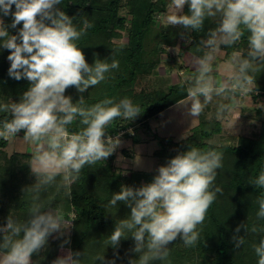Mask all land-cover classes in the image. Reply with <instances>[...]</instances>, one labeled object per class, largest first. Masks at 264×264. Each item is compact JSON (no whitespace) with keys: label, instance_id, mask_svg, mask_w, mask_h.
Listing matches in <instances>:
<instances>
[{"label":"clouds","instance_id":"clouds-1","mask_svg":"<svg viewBox=\"0 0 264 264\" xmlns=\"http://www.w3.org/2000/svg\"><path fill=\"white\" fill-rule=\"evenodd\" d=\"M61 4L62 0H0V50L9 53L8 77L29 85L18 101L0 103V139L19 138L23 132L22 140L32 149L28 165L35 177L23 189L29 195L26 219L9 215L0 225V264H33V254L44 250L53 236L61 239L62 250L70 245L74 219H67L51 200L45 203L44 195L50 189L70 195L86 166L106 161L121 146L120 134L108 135L114 121H133L141 115V107L128 97L85 104L84 93L106 81L119 61L96 58L89 64L77 42L92 25L84 20V27L78 28L75 16L66 14L58 7ZM4 17H11V22L5 24ZM161 20L166 28L180 29L178 35L187 44L192 43L193 33L205 32L206 21L215 23L186 58L191 71L179 78L185 96L175 108L191 120L212 105L215 119L229 122L236 133L238 112L259 94L256 74L264 72V0H169ZM226 49L232 51L221 60ZM69 88L80 94L76 102L65 95ZM257 108L264 109V104L257 103ZM74 122L77 131L70 130ZM222 161L223 153L215 148L189 145L159 166L151 182L138 187L122 184L107 206L123 204L130 212L115 222L107 246L118 256L121 241L131 238L134 256L129 264L166 261L169 245L178 238L185 247H195L200 226L222 192L215 186ZM249 184L262 190L256 216L264 219V170ZM241 229L248 231L244 223L236 226L235 249L245 243ZM253 249L257 264H264V239ZM83 256L68 247L52 264H82ZM95 259L99 264H115V258L106 260L104 255Z\"/></svg>","mask_w":264,"mask_h":264},{"label":"trees","instance_id":"trees-1","mask_svg":"<svg viewBox=\"0 0 264 264\" xmlns=\"http://www.w3.org/2000/svg\"><path fill=\"white\" fill-rule=\"evenodd\" d=\"M58 7L69 16H75L74 24L78 28L84 27V20L92 25L77 42L89 64L94 63L96 58L108 62L115 58L119 61V68L107 74L106 81L84 93L85 104L90 106L105 97L117 101L128 97L141 107V115L133 121H114L108 135L128 127L147 128L148 119L184 98L185 94L179 88V78L175 79L178 73L174 70L175 64L179 68L186 67L179 61L180 51L184 49L193 54L207 29L215 27L214 22L206 21L205 32L193 33L192 43H185L178 35L180 29L166 28L164 24L157 23V16L166 12V0H62ZM123 10L124 14L121 13ZM187 10L186 5L184 11ZM3 19L5 24L11 22V17ZM10 31L16 33V30ZM122 36H125L124 42L113 41ZM179 41L178 53L172 54L168 47L174 49ZM239 47L244 48L245 44ZM231 51L226 49L224 57ZM8 54L7 50H0V103L18 101L29 86L26 80L16 81L8 77ZM151 75V88L137 86L142 78ZM256 76L259 94L250 98L248 109L246 106L243 109L249 115L254 111L252 114L257 117L258 126L254 135L225 134V125L215 119L214 107L210 105L198 117L197 124L188 129L181 139L171 135L153 136L158 138L160 144L153 153V170L120 175V172L112 169L111 158L108 157L106 161L86 166L80 179L71 186L70 195H66L63 189H50L44 195L45 203L51 200L54 206L65 212L67 219H74L70 245L65 247L84 253L82 264H99L95 258L100 255H104L106 260L115 258V264H129V258L134 256L130 252L133 247L131 238L121 241L116 250L118 256L105 242L115 222L125 218L130 209L123 204L110 208L108 201L113 193L119 192L122 184L138 187L151 182L159 166L179 152L186 151L190 145L204 150L215 148L223 153V166L217 170L215 180V186L220 187L222 192L217 194L200 226L197 245L185 247L178 238L169 245L168 259L154 264H257L258 257L253 245L264 239V219H257L256 216V201L262 190L256 189L249 181L264 170V109L257 108V103L264 104V72ZM65 95H70L75 102L80 96L75 88L67 89ZM245 112L242 113L245 114L244 118H250ZM2 116L0 114V118ZM250 126L255 128L256 124ZM70 130H79V125L74 122ZM124 134L127 136L126 132ZM129 137L136 142L133 135ZM231 139H235L234 143L229 141ZM5 145L6 140L0 139V148ZM30 156L31 152L14 151L8 155L0 149V225L6 224L9 215L26 219L29 195L23 189L35 182L28 165ZM241 223L247 225L248 231L245 233L241 229L240 235L244 236L245 243L235 249L232 236L236 226ZM253 227L257 231L253 232ZM60 244L61 239L50 237L47 247L39 254H33V264H51L58 257Z\"/></svg>","mask_w":264,"mask_h":264},{"label":"rangeland","instance_id":"rangeland-1","mask_svg":"<svg viewBox=\"0 0 264 264\" xmlns=\"http://www.w3.org/2000/svg\"><path fill=\"white\" fill-rule=\"evenodd\" d=\"M169 3V0H166V11H167V4ZM122 14L125 13V10L121 12ZM165 13V12H164ZM162 13V14H164ZM157 16V23L163 24L161 20V15ZM125 35L124 33H122ZM114 42H124L125 36L120 37L119 39H113ZM180 47V41L174 49L171 47H168L169 51H172V54H176L179 51ZM191 55L188 51L182 49L180 51V57L179 61L182 63V65H185V68H179L178 64H175V71H177L178 74L175 77V79L180 78L181 74L190 72L191 69L188 67L186 63L187 56ZM225 57L222 55L220 57L221 60H223ZM161 69V68H160ZM153 85V76H146L144 79L142 78L140 80L138 87L140 86H147L151 88ZM147 88V89H149ZM75 102V101H73ZM249 105L246 106L247 109L249 108L251 102H248ZM174 104L173 106L163 110L159 114H157L154 117H151L148 119V127H136L135 129L128 127L126 130H120L122 131V134L120 135V139L122 141L121 146L118 147L114 153L110 156L111 161V167L114 169L115 172H122L126 171L127 174L130 172L136 171H151L154 169L153 164V153L159 148L160 144L157 137H164V136H174L176 139H181L185 132H188L187 130L191 127L195 126L198 122V118L195 119H186L183 115L182 110H178L175 108ZM242 113L245 112V110H241ZM240 111V113H241ZM247 113V112H245ZM254 113V111H252ZM249 115L250 113H247L246 115H249L250 118L253 120H250V118H245V114H241L240 116L243 118L242 120H238L235 124L236 133L231 131V127L229 124L224 127V133L228 135H236L237 133H245L246 135H254L255 130L258 126L257 117L253 116L254 114ZM239 114V113H238ZM253 116V117H252ZM234 119V118H233ZM239 119V118H238ZM226 125V123H224ZM247 124L249 127H247ZM256 124V127L252 128L250 125ZM118 131V132H120ZM118 132L116 133V136L118 135ZM127 136H125V133ZM158 135L156 138L153 136ZM130 135H133L134 139H136V142L132 140V137H129ZM19 138L11 139L6 141V145L2 149L6 154L10 155L14 151L19 152H31V146L25 143L22 140L23 132L21 134H18ZM223 140V139H222ZM231 143H234L235 139L229 140ZM223 142H226V140H223ZM123 149L125 151L123 152ZM71 232V230H70ZM52 239L55 238V236L51 237ZM68 247H65L63 250L61 248L58 249L57 254L58 256L66 254ZM52 264V263H51Z\"/></svg>","mask_w":264,"mask_h":264},{"label":"crops","instance_id":"crops-1","mask_svg":"<svg viewBox=\"0 0 264 264\" xmlns=\"http://www.w3.org/2000/svg\"><path fill=\"white\" fill-rule=\"evenodd\" d=\"M249 101H250V99H249V100L243 105V107L239 110L238 113H239L240 115L242 114V111H241V110H243L245 106H248V105H249V103H248ZM240 111H241V113H240ZM242 119H243V118H242L241 116H239V119H238V120L240 121V120H242ZM244 119H245V118H244ZM238 120H237V121H238ZM224 123H226V125H225ZM224 123H223V125L227 126V124H229L230 127H231V124H230L229 122H224ZM247 127H249L248 124H247Z\"/></svg>","mask_w":264,"mask_h":264},{"label":"built area","instance_id":"built-area-1","mask_svg":"<svg viewBox=\"0 0 264 264\" xmlns=\"http://www.w3.org/2000/svg\"><path fill=\"white\" fill-rule=\"evenodd\" d=\"M22 132H20L19 134H21ZM118 134H122V131H120V132H118ZM110 136H112L113 138H115L116 137V134H114V135H110Z\"/></svg>","mask_w":264,"mask_h":264}]
</instances>
